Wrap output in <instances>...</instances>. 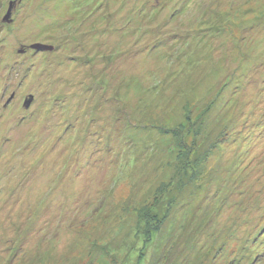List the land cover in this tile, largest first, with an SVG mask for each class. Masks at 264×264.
<instances>
[{
	"label": "rangeland",
	"instance_id": "374dc122",
	"mask_svg": "<svg viewBox=\"0 0 264 264\" xmlns=\"http://www.w3.org/2000/svg\"><path fill=\"white\" fill-rule=\"evenodd\" d=\"M0 264H264V0H0Z\"/></svg>",
	"mask_w": 264,
	"mask_h": 264
},
{
	"label": "water",
	"instance_id": "95a60500",
	"mask_svg": "<svg viewBox=\"0 0 264 264\" xmlns=\"http://www.w3.org/2000/svg\"><path fill=\"white\" fill-rule=\"evenodd\" d=\"M14 3L10 4V7L7 10V13L3 19V22H9V17L11 15V9H12V5ZM32 49L35 50H43V51H51L53 48L51 46H46V45H40V44H36L34 46L31 47ZM29 107V103H26V108Z\"/></svg>",
	"mask_w": 264,
	"mask_h": 264
},
{
	"label": "trees",
	"instance_id": "16d2710c",
	"mask_svg": "<svg viewBox=\"0 0 264 264\" xmlns=\"http://www.w3.org/2000/svg\"><path fill=\"white\" fill-rule=\"evenodd\" d=\"M142 240H144L143 243H145V242L147 241L146 239H143V238H142ZM145 240H146V241H145Z\"/></svg>",
	"mask_w": 264,
	"mask_h": 264
}]
</instances>
